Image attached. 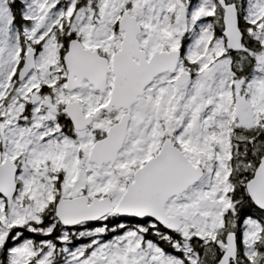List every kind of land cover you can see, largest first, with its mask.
Here are the masks:
<instances>
[{
  "label": "snow or ice",
  "instance_id": "6c2138e0",
  "mask_svg": "<svg viewBox=\"0 0 264 264\" xmlns=\"http://www.w3.org/2000/svg\"><path fill=\"white\" fill-rule=\"evenodd\" d=\"M0 264H264V0H0Z\"/></svg>",
  "mask_w": 264,
  "mask_h": 264
}]
</instances>
